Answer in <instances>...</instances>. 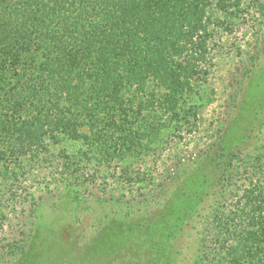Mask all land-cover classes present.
I'll use <instances>...</instances> for the list:
<instances>
[{
    "label": "trees",
    "instance_id": "obj_1",
    "mask_svg": "<svg viewBox=\"0 0 264 264\" xmlns=\"http://www.w3.org/2000/svg\"><path fill=\"white\" fill-rule=\"evenodd\" d=\"M262 19L264 0H0V196L46 167L75 198L113 169L138 183L122 202L157 200L148 157L199 130L218 39ZM222 142L169 216L198 215L206 189L189 264H264V145ZM25 246L10 241L3 257Z\"/></svg>",
    "mask_w": 264,
    "mask_h": 264
},
{
    "label": "rangeland",
    "instance_id": "obj_2",
    "mask_svg": "<svg viewBox=\"0 0 264 264\" xmlns=\"http://www.w3.org/2000/svg\"><path fill=\"white\" fill-rule=\"evenodd\" d=\"M217 43L210 78L215 91L200 112L199 130L148 157L156 183L163 185L161 196L122 202L138 183L125 184L115 170L103 169L75 198L49 168L26 170L7 179L0 196V264L190 263L201 229L198 215L211 195L204 189L195 217L177 219V213L171 219L169 210L208 173L214 151L207 145L216 137L245 153L264 145V19L242 24ZM10 241H24V251L3 257Z\"/></svg>",
    "mask_w": 264,
    "mask_h": 264
}]
</instances>
